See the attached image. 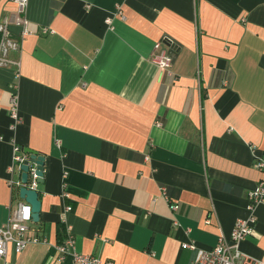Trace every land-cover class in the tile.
<instances>
[{"label": "crops", "instance_id": "0c3cea01", "mask_svg": "<svg viewBox=\"0 0 264 264\" xmlns=\"http://www.w3.org/2000/svg\"><path fill=\"white\" fill-rule=\"evenodd\" d=\"M14 12L0 0V22ZM23 16L18 67H0V225L21 201L13 147L44 160L39 242L8 264H74L57 260L65 226L112 264H189L228 239L264 157V0H28ZM254 216L239 251L264 264V203Z\"/></svg>", "mask_w": 264, "mask_h": 264}, {"label": "built area", "instance_id": "2783aa9c", "mask_svg": "<svg viewBox=\"0 0 264 264\" xmlns=\"http://www.w3.org/2000/svg\"><path fill=\"white\" fill-rule=\"evenodd\" d=\"M15 6V12L7 19L0 22V67H18V61L10 57V53L16 51L18 43L11 40L9 37L8 26H18L20 30V37L27 35L26 19L23 16L28 0H8ZM110 21L105 20V24L109 25ZM159 43L154 45V50L159 48ZM172 59L164 50H160L153 55L152 63L162 74L170 76L169 69ZM9 119L11 120V127H15L20 123L18 116L15 96L10 98L9 103ZM17 148L13 147V167L19 170V166L28 161L25 155L16 154ZM256 171L260 174V179L255 184L254 188L248 192L246 197L245 210L247 217L245 219L235 221L228 239L223 236L217 238L216 244L209 250H197L194 259L189 264H258L256 261L243 255L239 251V244L246 238L253 234V226L255 223L254 208L257 204L264 203V157L257 158L253 164ZM20 171V170H19ZM37 176L33 166H29L26 172V182L21 184L20 181L10 182V185L17 187L24 186L27 189L35 190L37 185ZM161 194L166 199L165 191L162 188ZM170 210L176 211L177 204L169 206ZM70 211V207L66 206L64 213ZM31 211L28 204L23 201L17 202L12 208H9L5 222L0 225V264H8L6 261V251L10 246L15 254L20 253L27 245L39 242L35 237L27 235L28 226L31 224ZM65 237L60 245L55 250L58 254L57 260L61 261L65 257H69L74 264H112L109 261H100L96 257L86 256L75 252L73 248V239L69 226H65ZM182 249L194 250L192 242L183 243Z\"/></svg>", "mask_w": 264, "mask_h": 264}, {"label": "water", "instance_id": "95a60500", "mask_svg": "<svg viewBox=\"0 0 264 264\" xmlns=\"http://www.w3.org/2000/svg\"><path fill=\"white\" fill-rule=\"evenodd\" d=\"M23 154L27 155L28 161H24L19 166V170H20L19 181H20V183L25 184L27 169L29 166H33L35 169V174L38 177L36 183L40 184L41 178H42V166H43L44 158L41 156H38L37 153H35L31 150H28V149H23ZM18 197L21 201H23L24 203L29 205L30 211H31L32 222H34V223L37 222L38 216H39V208H40V203L38 200L37 191L36 190H30L24 186H21L18 188Z\"/></svg>", "mask_w": 264, "mask_h": 264}]
</instances>
